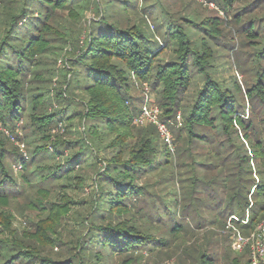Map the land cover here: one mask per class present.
<instances>
[{"label":"trees","instance_id":"obj_1","mask_svg":"<svg viewBox=\"0 0 264 264\" xmlns=\"http://www.w3.org/2000/svg\"><path fill=\"white\" fill-rule=\"evenodd\" d=\"M196 1L0 0V126L25 148L0 130V264H136L185 230L179 185L183 214L206 192L222 201L211 223L237 215L252 230L264 217V0H208L234 26L230 38L220 16L189 10ZM235 35L250 48L244 84L218 64L239 48ZM138 83L163 119L183 113L174 154L140 124ZM33 189L36 219L20 230L10 205ZM193 250L190 264H220ZM241 256L233 264H250L249 248Z\"/></svg>","mask_w":264,"mask_h":264},{"label":"rangeland","instance_id":"obj_2","mask_svg":"<svg viewBox=\"0 0 264 264\" xmlns=\"http://www.w3.org/2000/svg\"><path fill=\"white\" fill-rule=\"evenodd\" d=\"M140 3H142V0H140ZM143 4V3H142ZM189 10H196L198 11V14L200 16H220L222 19V28L225 33L229 36L234 35L235 30L234 26L232 23L228 22L225 20L228 17H225L226 14L222 12L221 9H215L208 7L201 3L200 1L194 2V4L189 8ZM219 11V12H218ZM93 17V14L90 12H87L86 18L89 20ZM230 18V17H229ZM231 19V18H230ZM85 24L80 27L81 31H83ZM234 30V32H233ZM229 31L231 33H229ZM81 39H83V35L81 36ZM229 40V39H228ZM238 44L237 49L233 53H231L229 58H225V56L220 59L218 62L219 67L221 68V75L225 79H230L231 76L236 77L240 83L244 84L247 79H249V73L243 72L240 69V64H244L246 62V56L249 54V49L248 47H241L240 46V41L241 38L238 35H235V39ZM61 42L63 41L59 40L56 41V45H60ZM70 46V44L64 45V47ZM69 49V48H68ZM56 56L50 55V66L53 68H56L59 70V81L63 79L61 76L62 73V68L64 66V63H61L60 60V55H62L61 49H56ZM64 53V51H63ZM220 54H223V52H220ZM55 59L57 60L55 62ZM54 62V65H53ZM57 71V70H56ZM55 78V77H54ZM133 95L137 97L139 100L137 104L139 107H142L143 104L145 103L146 100L151 101L154 105L159 106V104L156 101V95L152 91L151 87L147 84H141L138 83L135 86V89L133 91ZM161 108V107H160ZM162 113V108L160 109ZM181 114V121L183 120V113L181 111L178 112V114ZM160 119H163L161 114H160ZM140 124L146 125L148 123H144L140 121ZM169 127L171 130V134L173 135L174 138V150H171V152L174 154L176 152V144H175V133L174 129L180 128L181 124H178V119H172L169 122ZM157 128V127H156ZM0 130L5 132L7 136L11 139L10 141L13 143L19 151L24 150V146L21 145V147L18 145V141L20 142L21 140L17 139L15 136H13L8 129H6L4 126H0ZM20 130V129H19ZM158 131V129H157ZM159 133V131H158ZM160 135V133H159ZM161 137V136H160ZM162 139V137H161ZM163 140V139H162ZM19 146V147H18ZM21 149V150H20ZM19 168L18 165L14 166L13 169L17 173L18 176L21 174L17 172V169ZM93 183V180H89L86 185L80 189L79 191V197H87L89 198L90 195L92 194V188L91 185ZM168 186V185H167ZM162 188H166V186H159L155 190L157 193H160L162 195H166L168 190H163ZM188 187L186 186H177L178 190V197L179 201L181 200L182 205L179 211H177V218L181 221H184V226L185 230H183L179 235H175L174 239H172V235L166 233L165 236L170 238L169 240V247L168 249H165L162 252H159V249L153 250V252L147 250H142L137 254L138 260L136 261V264H190L191 263V254L194 252L195 249H203L206 250L209 254L213 255L218 259V262L220 264H233L232 260L234 258L240 259L241 262L244 261V258L241 256L246 248L242 251L237 250L234 247L233 244V237L235 232H240L241 235L245 237H250L254 229L252 230H245L241 228V220L236 221L237 223H232L231 227H228L229 224V219L224 223V222H215L211 223V218L217 214H219L218 209H219V204L222 202L221 197L219 195H216L215 198L213 199L212 193L206 195L207 193H203L200 197V205L193 204L191 208L186 209V211L183 214V205H184V200H183V195L187 192ZM172 190V189H170ZM217 193V192H216ZM215 193V194H216ZM213 192V195H215ZM36 196L35 189L29 191V195H19L16 199H14L11 202L10 209L14 215V222L15 226L23 230L25 228H28L29 224L26 222L27 219H36L37 211L31 209L29 207L30 204V198H34ZM172 198V197H170ZM74 199L78 200V196L74 195ZM215 200V202H214ZM212 202H214L212 204ZM216 206V209L214 208ZM202 207H207V208H202ZM199 212L201 214H199ZM202 217H201V216ZM248 217V216H247ZM264 217L261 219L263 220ZM260 220V221H261ZM170 221V220H169ZM72 222L69 225H66L64 230V237L69 238L72 236V232L70 228L72 227ZM74 229V228H72ZM153 234H156L158 236H161L160 233L152 231ZM183 244H186V246H182ZM57 248V247H56ZM51 250L49 254L51 255H56V253L60 252V250ZM186 249H189V251H186ZM184 251L188 252L190 254L187 255L184 253ZM192 252V253H191ZM120 258L118 257H113L112 259H108L107 264H119Z\"/></svg>","mask_w":264,"mask_h":264},{"label":"built area","instance_id":"obj_3","mask_svg":"<svg viewBox=\"0 0 264 264\" xmlns=\"http://www.w3.org/2000/svg\"><path fill=\"white\" fill-rule=\"evenodd\" d=\"M199 1L208 7L218 9V6L214 2H210L208 0ZM160 114V108L154 105L151 101L146 100L142 106L139 121L155 125L160 133V136L167 143L170 150H174V138L169 127V122L171 120L160 119ZM176 118L178 119V124H181L180 113L177 114ZM229 221L228 227H231L232 223L240 221V219L237 215H231ZM242 221L247 223L248 217ZM233 244L239 251L249 248L250 264H264V219L256 225L250 237L241 235L239 231L235 232Z\"/></svg>","mask_w":264,"mask_h":264}]
</instances>
